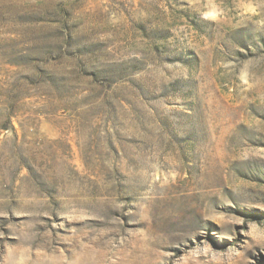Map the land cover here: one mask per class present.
I'll return each mask as SVG.
<instances>
[{
  "label": "rangeland",
  "instance_id": "rangeland-1",
  "mask_svg": "<svg viewBox=\"0 0 264 264\" xmlns=\"http://www.w3.org/2000/svg\"><path fill=\"white\" fill-rule=\"evenodd\" d=\"M0 264H264V0H0Z\"/></svg>",
  "mask_w": 264,
  "mask_h": 264
}]
</instances>
